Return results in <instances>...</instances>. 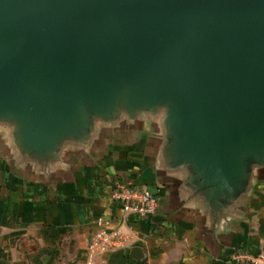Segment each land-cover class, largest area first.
<instances>
[{
  "label": "water",
  "instance_id": "water-1",
  "mask_svg": "<svg viewBox=\"0 0 264 264\" xmlns=\"http://www.w3.org/2000/svg\"><path fill=\"white\" fill-rule=\"evenodd\" d=\"M149 124L158 172L210 229L228 223L264 178V0H0L12 159L49 173Z\"/></svg>",
  "mask_w": 264,
  "mask_h": 264
},
{
  "label": "crops",
  "instance_id": "crops-1",
  "mask_svg": "<svg viewBox=\"0 0 264 264\" xmlns=\"http://www.w3.org/2000/svg\"><path fill=\"white\" fill-rule=\"evenodd\" d=\"M157 150L151 124L107 132L93 152H71L44 173L12 159L0 135V264H87L96 219L108 229L121 224L116 183L154 193L158 208L147 218L129 216L127 246L94 256L92 264H236L235 252L264 250V178H255L236 216L210 229L178 197L175 180L158 172ZM133 247L142 258L131 257Z\"/></svg>",
  "mask_w": 264,
  "mask_h": 264
},
{
  "label": "built area",
  "instance_id": "built-area-1",
  "mask_svg": "<svg viewBox=\"0 0 264 264\" xmlns=\"http://www.w3.org/2000/svg\"><path fill=\"white\" fill-rule=\"evenodd\" d=\"M112 199L122 208L121 224L115 229H108V222L101 217L96 219L98 229L91 234L87 243V264H92L94 256L126 247L130 240L129 232L131 234L132 231L128 223L129 216L150 217L156 212L159 204V199L154 193L131 183H116ZM231 260L236 264H264V250L258 253L239 250L232 254Z\"/></svg>",
  "mask_w": 264,
  "mask_h": 264
}]
</instances>
